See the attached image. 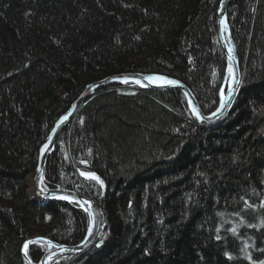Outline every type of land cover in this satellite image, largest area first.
Returning a JSON list of instances; mask_svg holds the SVG:
<instances>
[{
  "label": "trees",
  "instance_id": "trees-1",
  "mask_svg": "<svg viewBox=\"0 0 264 264\" xmlns=\"http://www.w3.org/2000/svg\"><path fill=\"white\" fill-rule=\"evenodd\" d=\"M220 2L0 0V264H37L39 237L74 246L86 236L80 206L37 203L26 179L88 85L162 74L206 115L219 107ZM228 18L241 80L218 121L200 123L179 89L129 82L98 88L61 131L43 185L94 200L100 230L53 264L264 261V0H231Z\"/></svg>",
  "mask_w": 264,
  "mask_h": 264
},
{
  "label": "water",
  "instance_id": "water-1",
  "mask_svg": "<svg viewBox=\"0 0 264 264\" xmlns=\"http://www.w3.org/2000/svg\"><path fill=\"white\" fill-rule=\"evenodd\" d=\"M230 1L231 0H221L220 9L218 12L219 15H218L217 30H218V36L220 42L222 44L227 59V73H226L225 81L229 79V83L225 96L221 97L219 107L215 112H213L216 113V115H213V113L210 115H206L202 111L191 89L184 82L178 79L162 74L128 73V74H121V75L107 77L105 79L99 80L97 82H93L90 85H88L85 91H83V93L72 104L71 108L67 111V113L64 114L56 123L54 129L47 137L45 143L42 145L40 149L38 165L35 172L32 174V177L34 178L33 179L34 192L38 197H40L43 200H47V201L67 200L78 204L88 214L90 219V224L85 238L78 245H74V246L62 245L59 243L49 241L45 238H39V240L47 243L48 250L45 252V254L43 255V257L41 258L38 264H53V262L56 261L57 259H62L72 255H78L81 252L85 251L89 246H91L92 243L95 241L96 237L98 236L100 230V216L94 200L77 191L60 189V188L45 189L42 186L45 177L46 163L48 161L49 156L54 151L56 139L60 135L61 131L73 119V117L75 116L81 105L98 88L112 84H124L126 83L125 82L126 79L127 82H136L150 89H179L185 94L188 103L190 105L191 111L194 114L195 118L200 123L203 124L214 123L215 121L220 119L223 116V114L226 112L228 106L232 102L237 92L241 80V70H240L238 52L236 49L235 42L231 35L229 18H228V7ZM148 77H163L166 80L175 81L176 83L165 84L161 80L150 81L149 79H147ZM83 173H93L95 174V176L99 178V181H101V178L94 172H83ZM61 197H64L66 199H61ZM51 256H55V258L52 260V263H48V259Z\"/></svg>",
  "mask_w": 264,
  "mask_h": 264
},
{
  "label": "snow or ice",
  "instance_id": "snow-or-ice-1",
  "mask_svg": "<svg viewBox=\"0 0 264 264\" xmlns=\"http://www.w3.org/2000/svg\"><path fill=\"white\" fill-rule=\"evenodd\" d=\"M147 79H149L150 81L152 80H161L163 81L165 84H175V81H170V80H166L163 77H148ZM125 82H127V80L125 79ZM213 115H216V113H213ZM199 118V117H198ZM82 176H85L86 178L92 179V180H96L97 182H99L101 184V186H103L102 181H99V178L97 176H95V174L93 173H81ZM61 199H66L64 197H61ZM264 206V205H262ZM33 243V241H28L24 244V250H25V255H27V249H28V245ZM102 243V241H101ZM99 246V245H97ZM231 258V257H229ZM260 264H264V261H261Z\"/></svg>",
  "mask_w": 264,
  "mask_h": 264
},
{
  "label": "rangeland",
  "instance_id": "rangeland-1",
  "mask_svg": "<svg viewBox=\"0 0 264 264\" xmlns=\"http://www.w3.org/2000/svg\"><path fill=\"white\" fill-rule=\"evenodd\" d=\"M220 4H221V2H220ZM219 9H220V7H219ZM219 11V10H218ZM228 83H229V79L227 80V82L226 83H224L223 82V84H222V86H221V89H220V98L221 97H223V96H225V94H226V92H227V87H228ZM219 120V119H218ZM32 174L33 173H31V174H29L28 175V177L30 178L31 176H32ZM31 175V176H30ZM28 177H27V185H28V196L32 199L33 197V195L31 194V192H30V184H29V182H28ZM31 183L33 184V181H31ZM37 198L38 199H36V201L39 203V204H41L42 202H43V199H41L40 197H38L37 196ZM35 199V198H34ZM35 201V200H34ZM89 224H90V222H89ZM89 228V227H88ZM46 239V238H45ZM35 240H37V239H35ZM48 240V239H47ZM49 241H51V240H49ZM53 242V241H52ZM56 243V242H55ZM60 244V243H59ZM63 245V244H62ZM48 250V247H46V251ZM45 251V252H46ZM55 258V256H51L49 259H48V263H52V260Z\"/></svg>",
  "mask_w": 264,
  "mask_h": 264
},
{
  "label": "bare ground",
  "instance_id": "bare-ground-1",
  "mask_svg": "<svg viewBox=\"0 0 264 264\" xmlns=\"http://www.w3.org/2000/svg\"><path fill=\"white\" fill-rule=\"evenodd\" d=\"M226 82H227V81H226ZM226 82H225V83H226ZM207 124H208V123H207ZM210 124H213V123H210ZM30 176H31V175H30ZM33 179H34V178H33L32 176H31L30 178L28 177V182H29V184H30V192H31V194L33 195V196H32L33 198L38 199V198H37V195L35 194L34 189H33V187H34L33 185H34V184L31 183V181H33Z\"/></svg>",
  "mask_w": 264,
  "mask_h": 264
}]
</instances>
